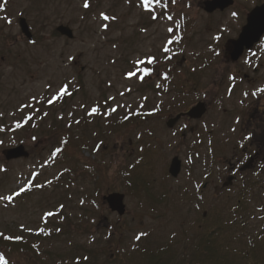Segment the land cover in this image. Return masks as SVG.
I'll return each mask as SVG.
<instances>
[{"label": "rangeland", "instance_id": "374dc122", "mask_svg": "<svg viewBox=\"0 0 264 264\" xmlns=\"http://www.w3.org/2000/svg\"><path fill=\"white\" fill-rule=\"evenodd\" d=\"M179 1L151 0L148 11L142 0H0V197L31 184L0 199V264H198L212 230L221 253L264 264V162L223 188L229 163L256 149L234 122L243 97L224 90L235 65L216 54L235 23ZM198 101L210 104L202 120L168 126ZM19 144L29 156L6 159ZM113 192L125 194L123 216L103 202Z\"/></svg>", "mask_w": 264, "mask_h": 264}, {"label": "flooded vegetation", "instance_id": "af4514ba", "mask_svg": "<svg viewBox=\"0 0 264 264\" xmlns=\"http://www.w3.org/2000/svg\"><path fill=\"white\" fill-rule=\"evenodd\" d=\"M183 1L190 4L195 0ZM197 2L204 12V15L207 16L206 18L215 16V14L226 13L228 19H230L233 24L235 23L231 31L234 35L227 38L223 44L222 41L217 42V47L215 46V48L217 50V57L221 56L223 63H233L235 65L233 68L234 70L230 71L227 75L228 77L224 85V90L226 89V93L229 95L236 92L240 95L239 97L242 96L244 99L241 100V103L244 105L243 108L239 110L241 114H239L238 111L236 112L237 115L235 116L234 122L243 126V131H245V128L251 129V131L248 130L246 133H243L244 135H242L240 141L244 142L253 139V142H255L254 145H256V149L248 157V160H254V167L258 162H264V92L258 91L259 89H264V0H197ZM233 13H235V15H233ZM249 22L254 26V33L257 31L261 33L257 39L252 41L249 47H247V45L242 47L240 44L243 43L239 39L241 34L245 32ZM216 30V35L221 39L223 37V31L219 32V29ZM238 40L240 43L239 45L236 44ZM240 48H242L241 52ZM236 50L240 53L236 52L232 58V52ZM221 79L225 80L224 76L215 77L213 81L214 88ZM204 93L206 92L204 91ZM245 93H247V95H245ZM253 93H255V95H253ZM206 103L209 108V102L206 101ZM188 109L183 111H187ZM182 119L186 120V127L192 122L202 120H193L189 117H183ZM232 128L234 129L232 130L235 131L236 127ZM189 129L191 134L196 133L198 131V126H189ZM198 133H200V130ZM182 135L186 137L185 132H183ZM199 141L204 142V129L202 130V134H200ZM240 162L241 160L238 159L234 163H229L230 172L228 176H226L225 182H223V188H229L233 183L237 182L239 175L247 172V170H243V166L246 162L243 164ZM227 183H230V185L227 186ZM202 185L204 186V182Z\"/></svg>", "mask_w": 264, "mask_h": 264}, {"label": "water", "instance_id": "95a60500", "mask_svg": "<svg viewBox=\"0 0 264 264\" xmlns=\"http://www.w3.org/2000/svg\"><path fill=\"white\" fill-rule=\"evenodd\" d=\"M20 26L23 33L29 38V40H33V35L30 31L29 25L26 19L22 18L20 20ZM58 30L63 34L69 37L73 36L72 30L67 26H60ZM247 36L243 37V40H246V44L250 45L252 41L257 39L260 35V31L254 33V26L252 23H249L246 27ZM206 111L205 106L203 103L198 104L197 106L193 107L188 114L192 117H201L204 112ZM179 116L175 119L170 120L168 123L169 126H172L174 122L177 121ZM28 152L25 150L24 146H18L9 150L6 154L8 159L18 158L22 156H28ZM248 167V166H247ZM181 169V161L176 157L173 159L171 166H170V173L173 176H177ZM104 200L108 203L110 210L113 212H117L120 216H123L126 213V206L124 204V195L120 193H111L109 195L104 196Z\"/></svg>", "mask_w": 264, "mask_h": 264}, {"label": "trees", "instance_id": "16d2710c", "mask_svg": "<svg viewBox=\"0 0 264 264\" xmlns=\"http://www.w3.org/2000/svg\"><path fill=\"white\" fill-rule=\"evenodd\" d=\"M64 132L60 133L59 135H63ZM65 139H66V145L69 146L71 144L74 145V138L72 133H67L64 134ZM94 169H98L97 164L92 165ZM217 230H212V231H206L204 234H201L199 237V240L196 244V253L197 255H193V257L197 258L196 262L198 264H260L259 259L257 255H252V260L251 261H242V262H237L231 255H234L233 253L231 254H225L221 253V249L219 248V244L216 242V232ZM260 242V241H259ZM0 243H3V240L1 239ZM263 243V242H262ZM260 243V244H262ZM259 245V244H256ZM26 247V246H24ZM255 248H258L256 246ZM162 255H155L152 256V264H168L169 261H165ZM193 260H191L192 262ZM175 264H180L179 262H176Z\"/></svg>", "mask_w": 264, "mask_h": 264}, {"label": "snow or ice", "instance_id": "6c2138e0", "mask_svg": "<svg viewBox=\"0 0 264 264\" xmlns=\"http://www.w3.org/2000/svg\"><path fill=\"white\" fill-rule=\"evenodd\" d=\"M142 3H143V5H144V7H145L146 10L151 11V9H150V7H149V5H150V3H151V0H142ZM0 7H2V5H0ZM84 7H85V8L89 7L88 0H85ZM101 15L103 16V18H104L105 20L109 19V17H108L106 14L101 13ZM233 15H235V13H233ZM153 19H155V17H153ZM169 19H171V17H169ZM165 51H167L166 48H165ZM137 63H141V64H142V63H144V61H142V60H141V61H137ZM148 63H155V58H154V57H150L149 60H148ZM142 71L144 72L145 75H147V74L150 73L151 70L148 69V68H145V69H142ZM127 75H128L129 78H132V77H134V76L136 75V73H134V72H129ZM141 79H143V77H141ZM65 91H66V90H65V88H63V87L60 88V90H59V92H60L61 94H65ZM258 91H262V92H264V89H259ZM245 95H247V93H245ZM253 95H255V93H253ZM51 102H52V101H49V103H51ZM96 111H97L96 108H93V109H92V112H96ZM59 151H60V149L57 148V149H56V152H59ZM28 187H31V184H29V185H27V186H22V187L19 188V191L14 192L12 195H9V196H6V197H0V199H6V200H8V201H12L14 196L18 197L20 194H22V193H24L25 191H27ZM37 187H41V186H40V185H37ZM45 215H46V216H52L53 213L48 212V213H45ZM41 231H43V229H41ZM141 235H144V234L142 233ZM140 238H141L140 236H137V237H136V239H140ZM6 239H13V237H6ZM15 239L20 240V239H22V237H20V236H16Z\"/></svg>", "mask_w": 264, "mask_h": 264}]
</instances>
